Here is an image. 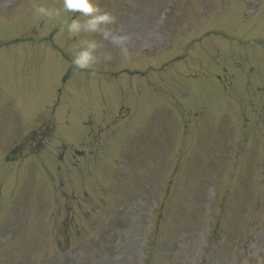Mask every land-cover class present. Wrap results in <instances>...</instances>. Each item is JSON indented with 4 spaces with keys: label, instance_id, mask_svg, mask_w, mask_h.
<instances>
[{
    "label": "rangeland",
    "instance_id": "374dc122",
    "mask_svg": "<svg viewBox=\"0 0 264 264\" xmlns=\"http://www.w3.org/2000/svg\"><path fill=\"white\" fill-rule=\"evenodd\" d=\"M209 1L97 0L125 57L33 15L62 0H0V264H264V51L203 39L264 13Z\"/></svg>",
    "mask_w": 264,
    "mask_h": 264
},
{
    "label": "clouds",
    "instance_id": "9594fccd",
    "mask_svg": "<svg viewBox=\"0 0 264 264\" xmlns=\"http://www.w3.org/2000/svg\"><path fill=\"white\" fill-rule=\"evenodd\" d=\"M61 11L67 13H79L75 19L62 21L61 31H66L69 37L78 36L82 32H99L106 40L121 47L122 54L129 56V49L126 42L129 37L126 34H118L111 29L115 17L107 11H101L97 0H62V9L49 8L44 4H36L33 8V15L37 18L59 17ZM80 16L85 17L81 21ZM100 44L93 39H83L79 47L74 50L72 63L78 69L91 68L97 61L96 50ZM110 58V57H108Z\"/></svg>",
    "mask_w": 264,
    "mask_h": 264
}]
</instances>
